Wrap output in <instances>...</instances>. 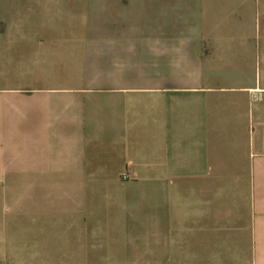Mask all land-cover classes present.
I'll list each match as a JSON object with an SVG mask.
<instances>
[{"label": "crops", "instance_id": "obj_1", "mask_svg": "<svg viewBox=\"0 0 264 264\" xmlns=\"http://www.w3.org/2000/svg\"><path fill=\"white\" fill-rule=\"evenodd\" d=\"M0 264H264V0H0Z\"/></svg>", "mask_w": 264, "mask_h": 264}, {"label": "rangeland", "instance_id": "obj_2", "mask_svg": "<svg viewBox=\"0 0 264 264\" xmlns=\"http://www.w3.org/2000/svg\"><path fill=\"white\" fill-rule=\"evenodd\" d=\"M66 78H68V77H66ZM70 78H72V77H70ZM89 78H93V77H89ZM18 83H20L19 79H18ZM19 87H21L23 89L22 91H20L19 95L24 97V94H25V82L22 83L21 85H19Z\"/></svg>", "mask_w": 264, "mask_h": 264}]
</instances>
